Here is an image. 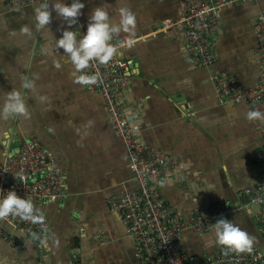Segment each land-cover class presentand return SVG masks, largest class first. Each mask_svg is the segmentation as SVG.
I'll return each instance as SVG.
<instances>
[{
  "label": "crops",
  "instance_id": "1",
  "mask_svg": "<svg viewBox=\"0 0 264 264\" xmlns=\"http://www.w3.org/2000/svg\"><path fill=\"white\" fill-rule=\"evenodd\" d=\"M81 2L85 8L70 30L87 27L89 14L100 6L113 16L125 7L137 16L135 43L122 53L128 62L129 86L121 102L146 144L184 161L183 169L167 174L161 189L164 198L186 222L196 207L230 202L237 208L232 219L254 238L253 249L264 253L259 209L240 208L238 196L261 180L258 164L249 162V157L264 148V122L248 121L244 105H221L210 77L214 72L227 73L242 86L256 84L254 29L264 14V0L222 10L221 27L210 39L216 57L210 68L191 65L180 32L156 33L165 21L180 17L177 0ZM38 4L13 7L0 0V95L19 88L22 75L37 77L35 93L24 90L30 119L0 122V127L14 130L9 152L16 143L33 140L52 155L66 177V197L38 206L52 225L43 256L30 239L19 236L23 251L0 243V264H141L134 242L108 206L111 197L139 190L128 166L127 149L111 125L103 98L72 82L71 64L63 50L55 56L62 64L59 70L43 52L54 35L60 38L58 29L64 22L53 13L51 30L36 31L31 22ZM25 25L32 27L30 37L20 33ZM35 95H47L49 101L40 104ZM6 159L0 156V165ZM247 209H252L251 214ZM211 229L203 234L184 232L183 252L212 256L220 246L214 244ZM53 236L59 240L58 247L52 246Z\"/></svg>",
  "mask_w": 264,
  "mask_h": 264
},
{
  "label": "built area",
  "instance_id": "2",
  "mask_svg": "<svg viewBox=\"0 0 264 264\" xmlns=\"http://www.w3.org/2000/svg\"><path fill=\"white\" fill-rule=\"evenodd\" d=\"M248 1L251 0H177L180 17L176 21H165L156 33L180 32L191 65L195 68L214 67L215 50L210 39L221 27L222 10ZM7 2L13 7H27L38 4L40 0ZM86 29L78 25L75 31L84 33ZM254 32L259 70L256 84L253 87L242 86L227 73L214 72L210 77L221 105H244L248 110L264 112V14L258 19ZM129 48L119 49V54L107 66L91 64L85 71L98 73L100 79L96 85L84 88L103 98L111 125L127 149L130 172L139 183L138 191H125L108 199L110 210L118 214L127 235L134 242L137 258L141 264H264V253L255 249L251 253H236L226 252L220 247L206 258L183 252L181 238L184 232L206 233L221 215L232 219L237 208L228 201L199 206L191 210L190 221L186 222L164 198L161 189L167 174L183 169L184 161L146 144L133 120L125 115L121 96L129 86L126 75L128 62L122 58V53ZM249 162L258 164L261 180L257 186L238 193L239 207H258V220L264 233V148L251 155ZM0 190H15L38 207L40 203L57 202L66 197V177L56 167L52 155L31 140L22 143L19 152L0 165ZM3 194L0 192V196ZM43 215V224L23 222L13 217L0 220V243H6L15 251H23L24 245L19 239L22 236L33 242L42 257L46 248L40 245L33 233L38 237H51V221L46 214Z\"/></svg>",
  "mask_w": 264,
  "mask_h": 264
},
{
  "label": "clouds",
  "instance_id": "3",
  "mask_svg": "<svg viewBox=\"0 0 264 264\" xmlns=\"http://www.w3.org/2000/svg\"><path fill=\"white\" fill-rule=\"evenodd\" d=\"M85 4L81 0H41L33 8L34 19L31 24L38 32L51 30L53 13L64 22L58 31L60 38H54L47 43L43 52L53 58L56 69H61L62 64L55 59L56 54H61L67 58L71 64L70 78L74 84L80 86L96 85L100 79L98 73L89 74L86 69L91 64L97 63L107 66L113 62L119 54V49L131 47L136 40L137 16L129 8H118L116 15L110 14L105 6L94 8L88 16L86 32L70 30L78 24V19L82 15ZM20 33L25 36L32 35V27L22 26ZM126 34V35H122ZM115 41V43H113ZM37 77L29 78L22 75L19 88H13L0 95V122H8L17 118L30 119L31 113L27 104L24 90L35 93ZM34 98L40 104L49 101L47 95H35ZM246 119L250 122H264V112L259 110H249ZM14 130L0 127V156L11 158L15 154V149L9 152L8 149L14 144ZM183 167V166H182ZM23 180V177H21ZM0 196V220L8 217L19 218L23 222L32 224H43L44 215L41 209L35 206L31 199L23 198L15 190L3 191ZM251 214L252 209L246 210ZM42 247H49V236H36ZM211 237L214 244L220 246L226 252L251 253L253 251L254 238L244 231L234 219H228L221 215L211 229ZM52 246L58 247L59 240L54 236Z\"/></svg>",
  "mask_w": 264,
  "mask_h": 264
},
{
  "label": "water",
  "instance_id": "4",
  "mask_svg": "<svg viewBox=\"0 0 264 264\" xmlns=\"http://www.w3.org/2000/svg\"><path fill=\"white\" fill-rule=\"evenodd\" d=\"M20 147H21V143H16V146L14 145L13 149H15V154H17L19 152Z\"/></svg>",
  "mask_w": 264,
  "mask_h": 264
}]
</instances>
